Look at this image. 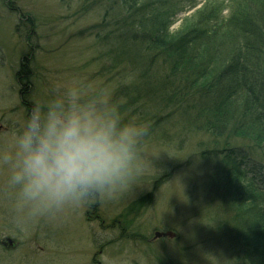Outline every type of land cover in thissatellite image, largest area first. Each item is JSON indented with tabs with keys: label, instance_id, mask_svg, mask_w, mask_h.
<instances>
[{
	"label": "rangeland",
	"instance_id": "374dc122",
	"mask_svg": "<svg viewBox=\"0 0 264 264\" xmlns=\"http://www.w3.org/2000/svg\"><path fill=\"white\" fill-rule=\"evenodd\" d=\"M170 1L171 35L196 20L215 43L228 38L220 24L238 14L245 0ZM210 4L213 10L200 20L197 12ZM119 10L117 0H0V144L23 124L35 99L46 96L54 82L73 77L107 86L126 119L150 126L144 170L130 193L83 205L24 232L0 205V264H243L238 249L244 233L264 236L259 219L264 217V146L252 152L251 144L226 137L229 146L240 145L234 150L243 153L237 160L247 173L234 180L222 151L226 138L215 144L217 138L199 130L173 103L129 96L138 77L135 61L114 64L119 44L109 37ZM107 13L109 26L103 27ZM236 33L235 49L244 39ZM22 61L30 69L25 102L17 78ZM250 178L260 188L254 189L262 197L257 203L241 192ZM253 207L255 224L246 214ZM168 231L175 236L155 237Z\"/></svg>",
	"mask_w": 264,
	"mask_h": 264
},
{
	"label": "trees",
	"instance_id": "16d2710c",
	"mask_svg": "<svg viewBox=\"0 0 264 264\" xmlns=\"http://www.w3.org/2000/svg\"><path fill=\"white\" fill-rule=\"evenodd\" d=\"M117 1L121 10L119 16L114 17L113 32L109 37L118 41L116 45L119 44L114 64L122 60L128 63L135 61L131 64L136 65L138 77L133 89H129V96H150L158 103H173L177 108H183V114L189 117V121L193 120L199 130L217 138L215 144H221L223 138L234 137L251 144L252 152L262 149L264 0L243 1L238 14L222 20L220 24V29L225 27L226 31L222 35L228 38L215 40V43L209 39L204 23V26L196 25V20H191L175 36L171 35L169 27L173 10L170 0ZM213 8L210 4L197 12L200 20ZM107 15L103 19V27L109 26ZM103 31H98L96 35L101 37L99 32ZM217 31L213 35L216 36ZM236 32L244 39L235 49ZM228 34L234 41L232 48ZM220 47H225L227 52L224 53L225 50H220ZM231 52L232 60H226V55ZM133 56H137V60L132 59ZM25 60L29 58L25 57ZM29 74L28 61H22L17 78L23 102L29 92ZM252 79L257 83L256 87ZM224 140L222 151L226 161L231 163V168L227 169L235 175L233 179L241 178L242 173L247 175L237 160L243 153L234 150L240 145L229 146V139ZM254 189L260 188L255 186L254 178H250L241 192L257 203L256 198L262 197L261 194L256 195ZM262 191L261 206H264V188ZM257 212V208L253 207L246 213L253 224L258 220ZM259 219L264 224V217ZM244 237L245 243H240L242 248L238 249V259L243 264H264V236L247 229Z\"/></svg>",
	"mask_w": 264,
	"mask_h": 264
},
{
	"label": "clouds",
	"instance_id": "9594fccd",
	"mask_svg": "<svg viewBox=\"0 0 264 264\" xmlns=\"http://www.w3.org/2000/svg\"><path fill=\"white\" fill-rule=\"evenodd\" d=\"M0 144V205L21 232L103 198L130 193L149 125L126 119L105 85L54 82Z\"/></svg>",
	"mask_w": 264,
	"mask_h": 264
},
{
	"label": "water",
	"instance_id": "95a60500",
	"mask_svg": "<svg viewBox=\"0 0 264 264\" xmlns=\"http://www.w3.org/2000/svg\"><path fill=\"white\" fill-rule=\"evenodd\" d=\"M161 236H170V237H173L174 234L171 233V232H166V233H157L156 234V237H161Z\"/></svg>",
	"mask_w": 264,
	"mask_h": 264
},
{
	"label": "flooded vegetation",
	"instance_id": "af4514ba",
	"mask_svg": "<svg viewBox=\"0 0 264 264\" xmlns=\"http://www.w3.org/2000/svg\"><path fill=\"white\" fill-rule=\"evenodd\" d=\"M8 244H10V245L12 244L11 240H8Z\"/></svg>",
	"mask_w": 264,
	"mask_h": 264
}]
</instances>
